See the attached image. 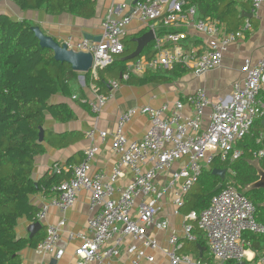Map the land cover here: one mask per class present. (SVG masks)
I'll list each match as a JSON object with an SVG mask.
<instances>
[{"label": "built area", "instance_id": "2783aa9c", "mask_svg": "<svg viewBox=\"0 0 264 264\" xmlns=\"http://www.w3.org/2000/svg\"><path fill=\"white\" fill-rule=\"evenodd\" d=\"M257 13L264 0H240ZM186 0H142L127 17L114 18L110 15L102 24L100 42L82 40L74 42L69 37L65 44L69 50L89 53L93 57L90 73L94 78L99 71L114 64L125 50L123 40L127 27L134 20L151 29L156 23L164 27H192L198 33L213 39L207 50L185 47L180 33H170L162 38L155 34V56L145 57L127 64L133 74L148 71H169L177 66L200 77L221 67L224 53L235 43L240 34L230 33L218 21L198 19L195 7L186 8ZM244 28V29H243ZM251 29L250 19L243 27ZM243 31H241L243 33ZM244 79L232 85L229 100L213 102L203 89L189 95L184 101L165 103L161 108L149 106L131 108L121 113L112 133L99 131L93 126L86 138L94 141L97 134L101 139L111 136L113 148L120 157L118 166L110 174L103 171L91 173L90 166L99 152L95 145L84 152V159L69 168L54 166L60 174L66 171L69 177L52 188L53 196L43 202L36 215L37 221L46 226V238L35 248L42 256L60 259L63 251L58 247L66 227L63 217L58 224H46L51 209L63 215L72 209L79 193L87 192L90 218L87 238L83 233L68 232L69 241L81 240L75 251V264H118L122 249L127 247L129 262L120 264L155 263V254L161 252L168 264H264V257H251V244L245 233L264 235V224L257 221V207L232 184H228L216 195L207 209L198 213L191 211L184 216L181 229L174 226L164 210V198L171 195L174 215H181L185 199L198 182L204 169H209L216 157L227 160L235 144L247 136L255 121L264 120V54L256 61L247 60L243 67ZM128 79V75H124ZM112 91L119 89V82L110 81ZM94 99L85 101L90 111L98 115L113 98L102 95L94 87ZM189 107L191 115H185ZM210 110L209 123L202 128L205 112ZM137 115L148 117L150 127L140 140H129L125 134L127 124ZM263 149L255 152V161L264 160V134L259 141ZM241 156L235 150L231 161ZM179 168L167 174L177 165ZM131 174V180L122 189L117 184L125 177L122 169ZM195 228L207 239L208 257L203 262L184 253L185 242H196ZM165 234L166 246L161 247L157 238L148 230ZM128 239L134 241L127 246ZM140 247V248H139ZM251 254V255H250Z\"/></svg>", "mask_w": 264, "mask_h": 264}, {"label": "trees", "instance_id": "16d2710c", "mask_svg": "<svg viewBox=\"0 0 264 264\" xmlns=\"http://www.w3.org/2000/svg\"><path fill=\"white\" fill-rule=\"evenodd\" d=\"M23 12L42 11L49 16L70 14L82 19H92L96 14L95 0H14ZM186 8L195 7L198 19L211 18L218 21L228 32L237 33L245 22L239 11L240 0H186ZM163 25V24H162ZM31 20H14L8 15H0V264H22L20 254L27 248H36L46 238V226L41 225L29 238L18 236V226L22 221L37 224L36 215L40 209L34 198L43 194L53 196L52 188L66 181L69 174L51 170L41 179L33 177L36 160L45 155L47 145L58 140L64 147L83 139L79 132L53 133L46 128L48 118L66 124L76 118L66 103L55 102L58 95L71 98L78 85L79 73L66 63L57 62L54 52L41 47L36 38ZM147 30L134 39H124V53L113 65L99 71L94 78L84 74L87 87L94 85L99 94H110V81L117 80L129 85L148 83H170L184 77L189 70L177 66L169 71H148L142 77L128 72L127 64L145 57L155 56V41L133 60H126L136 52L137 40ZM173 29L159 33L158 38L175 33ZM134 40V41H133ZM128 79L124 80V75ZM84 107L90 108L87 104ZM264 120L255 121L250 133L237 142L227 160L216 157L209 169H204L198 182L185 199L182 213H198L207 209L211 200L228 184H232L257 207V221L264 224V183H261L259 168L264 170V160L254 164L253 155L263 149L258 142L264 131ZM44 129L43 143L39 142L40 131ZM51 134V135H50ZM51 137V138H50ZM54 144V143H52ZM241 156L231 161L234 151ZM84 159L82 157L81 161ZM80 161V162H81ZM75 165V164H74ZM71 166V165H70ZM213 170H227L222 189L214 192L221 179L213 175ZM196 242H185L184 253L203 262H211L208 257L207 239L204 233L195 228ZM244 238L251 244L256 260L264 257V235L245 233ZM205 248L203 257L199 254ZM237 264V263H231Z\"/></svg>", "mask_w": 264, "mask_h": 264}, {"label": "crops", "instance_id": "0c3cea01", "mask_svg": "<svg viewBox=\"0 0 264 264\" xmlns=\"http://www.w3.org/2000/svg\"><path fill=\"white\" fill-rule=\"evenodd\" d=\"M135 1L136 0H95V17L92 19H82L70 14L49 16L42 11L23 12L17 7L14 0H0V15L5 14L18 21L25 19L31 20L36 26L40 27L45 35L52 37L56 42L62 45L65 44L69 37H72L75 43L85 40L86 38L90 41L100 39L103 33V22L110 15L114 18H123L131 15L135 7ZM239 11L242 12L243 17L253 15L250 19L251 29L244 32L243 27L245 22H243L240 31L236 33L240 34L237 41L230 45L224 53L221 67L200 77L189 72L184 77L170 83L161 82L148 83L146 85H129L126 82L118 81L120 84L119 89L112 91V87L110 86L109 91H112L113 98L110 99L102 111L96 115L88 108L84 107L85 101L94 99L95 95L93 88L95 86L91 85L87 87L84 74L79 73L80 75L78 77V85L75 87V94L71 98H65L62 95H58L55 98V102L66 103L69 108L73 110L76 118L69 123L62 124L55 122L50 117L47 120L46 128L49 132L57 134L79 132L83 135V139L75 143L71 142L64 147L58 145V140L54 141L52 139V143L54 144H48L46 154L39 156L36 160V170L33 178L39 181L46 173L51 172L54 166L67 169L70 165L72 166L80 163L84 156V152L93 145L99 148V152L91 163L90 172L95 173L103 171L106 174H110L113 169L118 166L120 161L119 155L114 151L112 137L108 136L103 140L100 138L99 134H97L94 141H91L86 138V133L93 126H96L99 131L112 133L121 113L131 108L149 106L154 109H159L165 103L172 104L179 100L184 101L189 95L195 93L199 89L205 90L208 97L213 102L229 100L232 93V85L244 79L243 67L245 62L247 60L256 62L264 54V4L257 13H253L251 5L248 3L241 4ZM153 28L154 30L151 29V24L147 27L144 23L134 20L127 27V36L125 39L132 40L144 30H147L145 34L149 31H153L154 34L159 35V33L174 29L176 33H180L183 36L184 45L187 48L194 47L201 51H205L208 45L211 44L212 41L214 42L213 39H209L207 36L198 33L192 27H164L161 23H156ZM241 31H243V33ZM144 74L145 73L136 74V76L142 77ZM169 74L172 76L175 75L173 69L169 70ZM123 79L127 80L125 78ZM184 114H192L189 107L185 108ZM209 116L210 110H207L202 121L203 129H206L208 126ZM149 127L150 121L148 117L137 115L127 124L125 128L126 137L129 140H140L146 135ZM263 134L264 131L262 135ZM255 162L258 164L259 161ZM179 166L180 164L175 166L167 176H170ZM122 171L125 177L117 184L118 189L124 188L131 180L130 172L124 168ZM259 173L261 178H263L264 170L259 168ZM261 183H264V180H262ZM171 198V195H166L164 198V210L160 216L169 217L172 224L178 229H181L185 215L183 213L179 216L174 215V206L171 202ZM49 199L50 198L45 197L43 194H39L34 198V201L40 206ZM88 204V194L82 191L79 193L74 207L68 210L65 215L57 209L50 210L46 224L55 225L58 224L63 217L66 219V227L58 244V247L63 251V255L60 259H56L52 256L39 255L34 248L29 247L21 252V263L51 264V261L56 259V264H75L77 260L75 251L82 245V241H69L67 233L80 232L87 238L91 237L88 231V221L90 218ZM35 225L36 224L31 222L22 221L18 226V236L21 238H29L36 230ZM148 233L157 238L161 247L166 246V236L163 232L150 229ZM133 244L134 241L131 239H128L126 242L127 246H132ZM126 250L127 247H123L122 258L120 259V261L124 263L130 260V257L125 254ZM249 253L252 254H250L251 257L256 255L251 249V246L249 248ZM120 261L117 263L120 264ZM141 264L148 263L143 261ZM154 264H168V262L161 252H157L155 254Z\"/></svg>", "mask_w": 264, "mask_h": 264}, {"label": "water", "instance_id": "95a60500", "mask_svg": "<svg viewBox=\"0 0 264 264\" xmlns=\"http://www.w3.org/2000/svg\"><path fill=\"white\" fill-rule=\"evenodd\" d=\"M139 1L141 0H136L135 5ZM252 17L253 15L244 16V18H248V19H251ZM32 31L34 32L36 38L39 40L41 47L49 49L54 52L55 60L57 62L66 63L70 65L73 71L75 72L82 74L90 73L93 64V57L91 54L69 50L66 44L61 45L58 42H56L52 37L45 35L43 31L40 29V27H33ZM154 40H155V34L153 31H149L148 33L144 34L142 37L135 40L137 43L136 52L126 60H133L139 55H141L144 49L148 47ZM100 41L101 38L95 40V42H100ZM44 136H45L44 129H41L40 137H39L40 143H43ZM213 175L218 176L221 179V184H219L217 188L214 190V192H218L222 189L223 186L222 184L226 181L227 170H213ZM262 180L264 179H261V182ZM35 227L37 230L41 227V224L37 223ZM204 252H205V248H202L199 254L200 258L203 257ZM56 263H57L56 259H53L51 261V264H56Z\"/></svg>", "mask_w": 264, "mask_h": 264}, {"label": "rangeland", "instance_id": "374dc122", "mask_svg": "<svg viewBox=\"0 0 264 264\" xmlns=\"http://www.w3.org/2000/svg\"><path fill=\"white\" fill-rule=\"evenodd\" d=\"M254 164H256L257 165V163L255 162Z\"/></svg>", "mask_w": 264, "mask_h": 264}]
</instances>
